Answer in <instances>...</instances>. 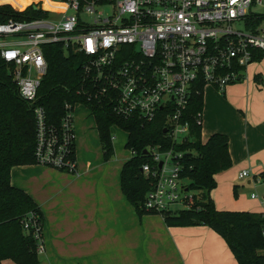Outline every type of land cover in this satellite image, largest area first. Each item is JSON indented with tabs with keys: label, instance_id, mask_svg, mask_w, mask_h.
Listing matches in <instances>:
<instances>
[{
	"label": "built area",
	"instance_id": "built-area-1",
	"mask_svg": "<svg viewBox=\"0 0 264 264\" xmlns=\"http://www.w3.org/2000/svg\"><path fill=\"white\" fill-rule=\"evenodd\" d=\"M51 1L61 9L37 0L47 16L0 21V56L20 96L32 104L36 163L75 171L73 107L81 102L64 103L60 125L49 123L44 106L35 103L48 67L44 45L59 42L65 52L80 55L77 91L87 100L106 102L114 114L141 123L163 116L171 145L144 148L152 162L140 166L150 180L143 208L162 215L173 204L194 206L198 190L189 187L184 149L176 147L190 139V118L202 123V109L187 113L189 102L205 85L224 92L244 80L255 51L264 55V11L258 10L264 0ZM31 3L36 2L27 6ZM255 16L262 19L253 26ZM239 22L244 29L234 26ZM29 222L41 251L42 224L32 215L24 225Z\"/></svg>",
	"mask_w": 264,
	"mask_h": 264
},
{
	"label": "crops",
	"instance_id": "crops-1",
	"mask_svg": "<svg viewBox=\"0 0 264 264\" xmlns=\"http://www.w3.org/2000/svg\"><path fill=\"white\" fill-rule=\"evenodd\" d=\"M253 62L245 79L229 84L223 95L212 85L203 87L201 139L213 132L228 136L231 165L215 174L210 192L216 208L264 215V57L249 68ZM73 117L75 171L36 162L10 168L11 183L43 214L37 264H237L224 238L207 224L167 225L158 213L139 215L120 185L129 157H104L89 107L75 104ZM244 169L248 173L239 177ZM231 186L235 197L225 193ZM0 264L15 262L5 258Z\"/></svg>",
	"mask_w": 264,
	"mask_h": 264
},
{
	"label": "trees",
	"instance_id": "trees-1",
	"mask_svg": "<svg viewBox=\"0 0 264 264\" xmlns=\"http://www.w3.org/2000/svg\"><path fill=\"white\" fill-rule=\"evenodd\" d=\"M2 1L19 7L16 0ZM43 2L47 7L46 1ZM48 13L38 2L23 10L8 3L0 5V21L31 19ZM261 19L262 16H255L249 22L254 26ZM44 54L48 67L40 81L35 103L44 106L47 121L55 125H60L65 102H81L89 107L106 159L113 154L112 125L124 129L127 132L125 146L133 149L134 154L122 164L121 190L139 215L148 212L143 208V200L150 188V180L143 175L140 166L143 162H152L150 156L143 152L145 146L160 143L162 148H167L171 145L163 132V116L159 113L153 120L141 123L136 118L114 114L106 102L87 100L77 91L81 81V69L77 65L80 55L65 52L59 42L44 45ZM263 57L262 52L255 51L252 61ZM202 103V92L193 94L187 113L202 109ZM189 127L190 139L176 147L184 149L183 175L189 178V187L198 190L199 198L190 208L178 209L172 214L170 210L163 212L164 222L167 225L205 223L224 238L237 264H264V215L249 210L218 209L210 196V190L216 185L215 174L231 165L228 136L213 132L203 141L201 124L190 118ZM35 136L32 104L20 96L7 63L0 56V262L10 258L15 264H37L39 260L34 228L30 222L28 226L24 222L32 215L42 224V211L25 190L10 181L11 166L36 162L33 153ZM71 157L75 158L74 144Z\"/></svg>",
	"mask_w": 264,
	"mask_h": 264
},
{
	"label": "rangeland",
	"instance_id": "rangeland-1",
	"mask_svg": "<svg viewBox=\"0 0 264 264\" xmlns=\"http://www.w3.org/2000/svg\"><path fill=\"white\" fill-rule=\"evenodd\" d=\"M44 1H46L47 7L50 8V9H56V11H57L58 9H61V7H62V5L60 3H57V2H54V1H51V0H44ZM30 2H37V0H16V3H17V5L19 7L13 5L12 3L8 2V1L0 2V5L8 3L15 9L23 10V9L26 8L27 4L30 3ZM43 5H44V2H43ZM104 10H108V8H104ZM258 10L259 11H264V6H260L258 8ZM234 26L244 29V26L240 22L239 23H235ZM261 59L255 60L253 63H251V65H249V68H251V67L254 68L261 61ZM217 91L221 95H223L224 92H225V91L221 92L219 90H217ZM112 135H113V154L112 155L113 156H115V155L116 156H121L123 159H126V158L130 157L131 156V150L128 147L125 146V142L127 140V132L124 129L118 127V126H114L112 128ZM235 182L239 185V186H237V188L242 186V184L240 183L241 181L237 180ZM214 187L210 190V192H212ZM245 191H246V193L249 194L251 192V189L249 188V189H247ZM225 193L226 194L229 193V195L234 196V197L236 196V193H235V190H234V186H231V189L228 188ZM234 197H233V199H234ZM176 208L177 209L181 208V205L180 204H173V205L169 206V209H170L169 213H171V214L174 213ZM226 209L233 210L231 207H227ZM235 210H237V209H235Z\"/></svg>",
	"mask_w": 264,
	"mask_h": 264
},
{
	"label": "water",
	"instance_id": "water-1",
	"mask_svg": "<svg viewBox=\"0 0 264 264\" xmlns=\"http://www.w3.org/2000/svg\"><path fill=\"white\" fill-rule=\"evenodd\" d=\"M163 131H165V129H163ZM143 151L145 152V151H146V149H143ZM159 164H161V162H159Z\"/></svg>",
	"mask_w": 264,
	"mask_h": 264
}]
</instances>
